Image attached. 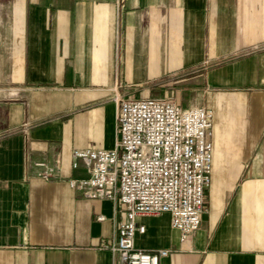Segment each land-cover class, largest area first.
Wrapping results in <instances>:
<instances>
[{
    "label": "crops",
    "instance_id": "1",
    "mask_svg": "<svg viewBox=\"0 0 264 264\" xmlns=\"http://www.w3.org/2000/svg\"><path fill=\"white\" fill-rule=\"evenodd\" d=\"M117 1L0 0V264H120L124 206L69 187L89 176L72 153L113 148L120 102L145 99L211 113V182L185 241L141 215L134 247L264 264V0Z\"/></svg>",
    "mask_w": 264,
    "mask_h": 264
},
{
    "label": "built area",
    "instance_id": "2",
    "mask_svg": "<svg viewBox=\"0 0 264 264\" xmlns=\"http://www.w3.org/2000/svg\"><path fill=\"white\" fill-rule=\"evenodd\" d=\"M117 6L124 8L121 0ZM116 122L113 148L73 151V168L81 160L89 176L68 184L86 199L124 206L125 220L113 242L103 246L118 256L120 264H159L168 251L134 247L135 234L144 232L136 218L169 214L181 241L199 228L211 182V113L200 107L182 108L170 100H122ZM32 168L37 178H54V170L44 162H34Z\"/></svg>",
    "mask_w": 264,
    "mask_h": 264
},
{
    "label": "rangeland",
    "instance_id": "3",
    "mask_svg": "<svg viewBox=\"0 0 264 264\" xmlns=\"http://www.w3.org/2000/svg\"><path fill=\"white\" fill-rule=\"evenodd\" d=\"M191 98H192V101H194L195 103L200 102V93L199 92L193 93ZM170 101H172V100H170ZM173 102H175V101L173 100Z\"/></svg>",
    "mask_w": 264,
    "mask_h": 264
}]
</instances>
